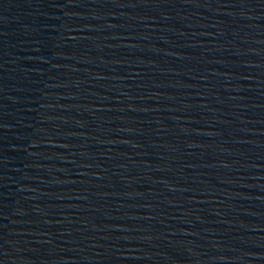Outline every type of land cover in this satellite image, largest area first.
Instances as JSON below:
<instances>
[{
  "label": "water",
  "instance_id": "95a60500",
  "mask_svg": "<svg viewBox=\"0 0 264 264\" xmlns=\"http://www.w3.org/2000/svg\"><path fill=\"white\" fill-rule=\"evenodd\" d=\"M0 264H264V0H0Z\"/></svg>",
  "mask_w": 264,
  "mask_h": 264
}]
</instances>
